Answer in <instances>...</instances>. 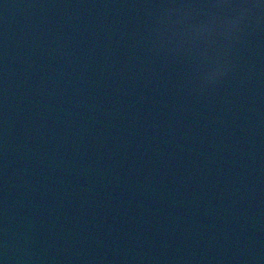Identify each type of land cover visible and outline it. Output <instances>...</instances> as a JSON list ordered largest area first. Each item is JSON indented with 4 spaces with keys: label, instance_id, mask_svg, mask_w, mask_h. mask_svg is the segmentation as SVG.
Instances as JSON below:
<instances>
[{
    "label": "water",
    "instance_id": "obj_1",
    "mask_svg": "<svg viewBox=\"0 0 264 264\" xmlns=\"http://www.w3.org/2000/svg\"><path fill=\"white\" fill-rule=\"evenodd\" d=\"M0 264H264V0H0Z\"/></svg>",
    "mask_w": 264,
    "mask_h": 264
},
{
    "label": "clouds",
    "instance_id": "obj_2",
    "mask_svg": "<svg viewBox=\"0 0 264 264\" xmlns=\"http://www.w3.org/2000/svg\"><path fill=\"white\" fill-rule=\"evenodd\" d=\"M243 6H247V7H250V8L259 7V5H253L251 3H245V2H244V5Z\"/></svg>",
    "mask_w": 264,
    "mask_h": 264
}]
</instances>
